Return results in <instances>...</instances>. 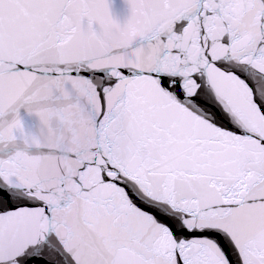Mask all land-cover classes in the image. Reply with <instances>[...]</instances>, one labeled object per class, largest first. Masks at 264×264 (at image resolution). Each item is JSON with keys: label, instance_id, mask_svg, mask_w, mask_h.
Segmentation results:
<instances>
[{"label": "snow or ice", "instance_id": "obj_1", "mask_svg": "<svg viewBox=\"0 0 264 264\" xmlns=\"http://www.w3.org/2000/svg\"><path fill=\"white\" fill-rule=\"evenodd\" d=\"M0 264H264V0H0Z\"/></svg>", "mask_w": 264, "mask_h": 264}]
</instances>
